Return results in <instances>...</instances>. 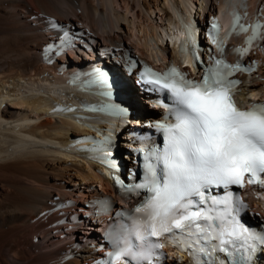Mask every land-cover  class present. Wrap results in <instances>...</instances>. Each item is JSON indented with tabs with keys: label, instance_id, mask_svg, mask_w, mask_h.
<instances>
[{
	"label": "bare ground",
	"instance_id": "6f19581e",
	"mask_svg": "<svg viewBox=\"0 0 264 264\" xmlns=\"http://www.w3.org/2000/svg\"><path fill=\"white\" fill-rule=\"evenodd\" d=\"M204 10L217 26L216 47L219 40L226 43L223 31L237 13L244 24L259 20L263 25L252 45L239 36L230 43L239 58L261 63L251 77H243L240 96L245 99L244 91H250L248 97L262 102L264 0H0V264H97L105 254L97 249L111 210L133 199L117 196L105 178V166H117V156L97 152L104 124L92 129L78 121L79 113L89 111L70 79L91 64L94 49H124L177 64L182 36L197 48L192 17ZM62 81L68 93L51 96L49 87ZM124 83L133 123L156 118L130 80ZM102 193L109 208L98 217L93 207H85ZM244 195L252 220L264 226V189H247ZM75 203L90 213L88 219H75ZM165 252V264H189L180 249ZM252 263L264 264V250Z\"/></svg>",
	"mask_w": 264,
	"mask_h": 264
},
{
	"label": "snow or ice",
	"instance_id": "6c2138e0",
	"mask_svg": "<svg viewBox=\"0 0 264 264\" xmlns=\"http://www.w3.org/2000/svg\"><path fill=\"white\" fill-rule=\"evenodd\" d=\"M215 65L205 70L200 81L188 79L176 68L152 74L146 81L153 91L170 94L177 123L165 129L166 147L153 153L154 160L145 165V182L139 187L150 195L135 209L139 215L122 240L117 264L121 256L143 264L148 248L162 247L151 238L166 235L185 237L183 243L206 258L195 264H215L211 258L218 251L232 256L230 246L251 248L254 239L264 243V236L250 233L237 220L234 211L238 210L232 208L228 191L233 185L243 187L246 176L248 184L264 188V104L247 110L238 107L234 99L238 81L228 79L234 69L222 60ZM221 188L227 195L218 199L213 189ZM135 241L144 252L137 251Z\"/></svg>",
	"mask_w": 264,
	"mask_h": 264
},
{
	"label": "rangeland",
	"instance_id": "374dc122",
	"mask_svg": "<svg viewBox=\"0 0 264 264\" xmlns=\"http://www.w3.org/2000/svg\"><path fill=\"white\" fill-rule=\"evenodd\" d=\"M259 14H261V11H259ZM94 50L97 51V49H94ZM132 116H133V114L130 115V118H132V122H133V121H136V119H134ZM142 116H143V115H142ZM137 120H138V119H137ZM140 120H141V121H144V117H141ZM79 207H80L79 204H78V203H77V204L75 203V206H74V208L72 209V212L74 211V212H73V213H74L73 216H75V219H77V220H80V216H82V217L84 216V214L82 213V211H80ZM75 214H76L77 216H76ZM82 214H83V215H82ZM70 227H71V225L68 226V229H69ZM100 238H101V237H100ZM100 238H99V239H100ZM75 239H76L77 241H80V236H77ZM34 242H37V240L35 239Z\"/></svg>",
	"mask_w": 264,
	"mask_h": 264
}]
</instances>
